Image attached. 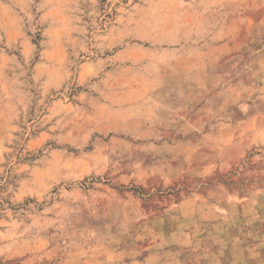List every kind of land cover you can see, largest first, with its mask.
<instances>
[{
    "label": "rangeland",
    "instance_id": "374dc122",
    "mask_svg": "<svg viewBox=\"0 0 264 264\" xmlns=\"http://www.w3.org/2000/svg\"><path fill=\"white\" fill-rule=\"evenodd\" d=\"M0 264H264V0H0Z\"/></svg>",
    "mask_w": 264,
    "mask_h": 264
},
{
    "label": "crops",
    "instance_id": "0c3cea01",
    "mask_svg": "<svg viewBox=\"0 0 264 264\" xmlns=\"http://www.w3.org/2000/svg\"><path fill=\"white\" fill-rule=\"evenodd\" d=\"M185 202V201H184ZM187 202H185L184 204H186ZM181 204L176 205L177 207H179ZM192 206L196 207L197 209H203L204 207L200 204V203H195L194 200L191 203ZM166 210V209H165ZM207 224V223H205Z\"/></svg>",
    "mask_w": 264,
    "mask_h": 264
}]
</instances>
